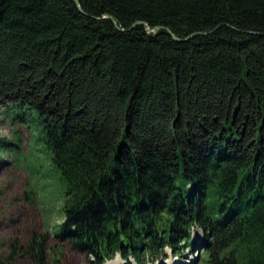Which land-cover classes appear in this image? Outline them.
<instances>
[{"label": "trees", "instance_id": "obj_1", "mask_svg": "<svg viewBox=\"0 0 264 264\" xmlns=\"http://www.w3.org/2000/svg\"><path fill=\"white\" fill-rule=\"evenodd\" d=\"M78 1L0 0V102L66 185L57 236L90 264H264V0Z\"/></svg>", "mask_w": 264, "mask_h": 264}, {"label": "rangeland", "instance_id": "obj_2", "mask_svg": "<svg viewBox=\"0 0 264 264\" xmlns=\"http://www.w3.org/2000/svg\"><path fill=\"white\" fill-rule=\"evenodd\" d=\"M5 110L0 102V138L8 141L3 147L0 144V264H31L25 249L34 237L49 239L50 264H90L85 253L57 236V227L66 219L64 204L68 196L41 139L40 126L32 121L13 120V114L8 116ZM192 236L198 245L204 239L198 227ZM201 252L188 249L185 257H180L166 248L165 257L145 262L202 264ZM132 259L127 262L118 255L105 264H137Z\"/></svg>", "mask_w": 264, "mask_h": 264}, {"label": "water", "instance_id": "obj_3", "mask_svg": "<svg viewBox=\"0 0 264 264\" xmlns=\"http://www.w3.org/2000/svg\"><path fill=\"white\" fill-rule=\"evenodd\" d=\"M77 1V3H79V1L78 0H76ZM78 7H79V9L81 8L79 5H78ZM113 22L116 24V22L113 20ZM157 28H161V26H157ZM148 29H149V27H148ZM150 30H152V29H150ZM170 32V31H169ZM172 35H173V33L172 32H170ZM207 32H205V33H203V34H206Z\"/></svg>", "mask_w": 264, "mask_h": 264}, {"label": "bare ground", "instance_id": "obj_4", "mask_svg": "<svg viewBox=\"0 0 264 264\" xmlns=\"http://www.w3.org/2000/svg\"><path fill=\"white\" fill-rule=\"evenodd\" d=\"M106 16H109V15L106 14ZM112 21H113V19H112ZM114 21H115V20H114ZM116 24H117V22H116ZM123 30H124V29H123Z\"/></svg>", "mask_w": 264, "mask_h": 264}]
</instances>
